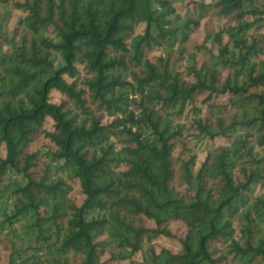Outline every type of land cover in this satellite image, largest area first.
<instances>
[{"label": "trees", "instance_id": "obj_1", "mask_svg": "<svg viewBox=\"0 0 264 264\" xmlns=\"http://www.w3.org/2000/svg\"><path fill=\"white\" fill-rule=\"evenodd\" d=\"M0 264H264V0H0Z\"/></svg>", "mask_w": 264, "mask_h": 264}, {"label": "rangeland", "instance_id": "obj_2", "mask_svg": "<svg viewBox=\"0 0 264 264\" xmlns=\"http://www.w3.org/2000/svg\"><path fill=\"white\" fill-rule=\"evenodd\" d=\"M196 34L199 37V39H202V37H203L202 29H200L198 32H196ZM53 97L56 98V95H53ZM202 159H203V154H200L199 158H198V162L202 161ZM74 195L77 198V200L78 199L80 200V194L77 191H75Z\"/></svg>", "mask_w": 264, "mask_h": 264}]
</instances>
